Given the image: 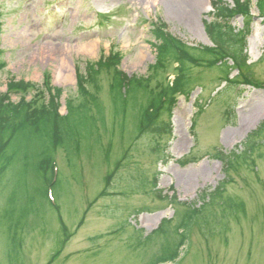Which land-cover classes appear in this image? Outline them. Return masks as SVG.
Masks as SVG:
<instances>
[{
	"label": "rangeland",
	"instance_id": "1",
	"mask_svg": "<svg viewBox=\"0 0 264 264\" xmlns=\"http://www.w3.org/2000/svg\"><path fill=\"white\" fill-rule=\"evenodd\" d=\"M183 1L0 0V95L9 83H28L29 89L11 91L10 99L39 105L48 85L60 91V115L71 109L77 123L84 121L78 156L69 162L62 150L53 154L54 204L27 190L30 173L22 167V151L0 177V264L153 263L163 249H174L179 239L174 227L185 211L128 191L140 178L150 183L153 176L166 197L173 194L200 210L189 239L164 264H264V18L257 0H250L248 19L230 20L238 31L249 20L250 66L230 70L231 82L223 89L222 63L228 67L229 57L190 64L185 72L190 80L172 112V135L159 141L165 160L148 154L145 141L131 150L150 95L177 75L171 55L159 56L155 49L154 23L162 22L197 54L212 45L204 30L211 4L233 6V0ZM67 74L71 81L62 79ZM131 79H142L140 86L124 84ZM261 125L249 156L234 157L224 171L215 156L249 149L245 141ZM114 173L111 196L98 198ZM222 182L221 201L243 208L198 198ZM165 219L170 220L165 234L145 241ZM64 226L68 237L61 246Z\"/></svg>",
	"mask_w": 264,
	"mask_h": 264
},
{
	"label": "trees",
	"instance_id": "2",
	"mask_svg": "<svg viewBox=\"0 0 264 264\" xmlns=\"http://www.w3.org/2000/svg\"><path fill=\"white\" fill-rule=\"evenodd\" d=\"M233 7L214 2L212 3V12L209 13L210 20L205 23L204 29L212 43V47H202V49L195 54L189 53V47L178 39L165 34L153 25L152 34L155 40V49L159 56L168 53L176 63L175 70L177 75L171 84L165 89H162L156 95H150L145 106L143 107L138 123L137 135L135 143L131 150L134 151L136 145L142 141L146 142L148 154L161 155L165 160V147L159 144V141L166 138L169 139L172 134L171 117L175 107L176 98L184 94L187 81L185 72L190 68V64L202 65L206 62H221L225 58H230L232 66H226L222 63L226 73V83H229V70L241 69L246 67V55L244 50L246 48V37L249 35V20L244 23L241 31L235 30L230 20L236 15H242L244 18H249L248 8L249 0H233ZM257 5L261 12H264V0H257ZM4 65L0 64V71ZM117 75H120L117 73ZM123 77V76H121ZM84 79L78 76L79 85H84ZM133 81L132 88H138L142 79H131L124 81V84H130ZM128 82V83H127ZM122 91L125 87L118 83ZM31 86L28 83H9L7 84V93L0 95V177L3 176L15 161L17 155L22 151V165L25 173H30L27 190L34 191L39 194L40 199L47 201V189L52 190V186L57 183L53 173V154L57 150H62L67 156L69 162L74 160L75 156L79 154L82 125L84 121L77 123L80 120L77 114L67 110L66 115L61 116L57 111L56 99L60 95L59 90H52L47 93L46 101L37 105L33 101H26L21 98L18 102L10 100L9 93L11 91H24ZM200 113V108H197ZM86 118V117H84ZM264 124V123H263ZM263 128L261 125L254 133L246 139L249 149H244L242 153L235 155L231 153L229 156L218 154L215 158L225 166L224 171L232 164V159H245L249 156L252 150L253 137L259 133ZM83 137V136H82ZM162 160V162H164ZM115 173L104 180V188L99 193L98 198L110 197L115 186ZM136 182V181H135ZM148 184V185H147ZM224 185L222 182L211 193H201L198 198L202 201L216 202L217 205L232 207L240 206L242 204H233L231 199L221 201L224 193ZM30 186V188H29ZM149 186V191L145 192V188ZM156 176H153L150 183L145 179L140 178L136 185L129 186L128 191L142 192L151 197L159 196L161 200L167 199L161 197V191L156 190ZM115 194V193H114ZM171 205L185 208L184 213L179 218L178 224L174 227V232L178 234V242L174 245L173 250L167 248L161 251V255L157 256L155 261L151 264H164L171 262L178 255V250L189 239L191 229L196 224L197 216L200 213L199 208H195V203L186 204L176 201L174 197L169 198ZM170 220L161 221L158 228L147 237L143 238L145 241L149 240L153 235L165 234V227ZM141 235L142 231H136ZM68 237L66 227L64 226V239L61 246Z\"/></svg>",
	"mask_w": 264,
	"mask_h": 264
},
{
	"label": "bare ground",
	"instance_id": "3",
	"mask_svg": "<svg viewBox=\"0 0 264 264\" xmlns=\"http://www.w3.org/2000/svg\"><path fill=\"white\" fill-rule=\"evenodd\" d=\"M180 1V4H181V1H183V0H179ZM195 1H197V0H195ZM166 3V2H165ZM184 3V1L182 2V4ZM168 5V8H169V10H171V11H174V8L173 7H175V5L173 6V5H171V4H167ZM173 6V7H172ZM178 10V9H177ZM174 14H175V12H173ZM191 25V24H190ZM192 27H193V25H191ZM59 75H62L61 73H59ZM63 78V80H65V81H71V75L70 74H67V75H65V76H62ZM253 116H255V114H253Z\"/></svg>",
	"mask_w": 264,
	"mask_h": 264
}]
</instances>
